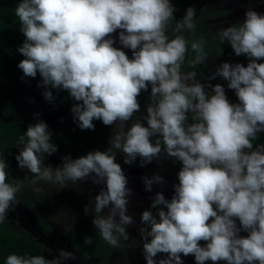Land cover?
<instances>
[{"label": "clouds", "instance_id": "clouds-1", "mask_svg": "<svg viewBox=\"0 0 264 264\" xmlns=\"http://www.w3.org/2000/svg\"><path fill=\"white\" fill-rule=\"evenodd\" d=\"M256 8L246 7L242 20L219 32L221 44L247 63L221 62L202 80L196 71L181 70L189 47L183 33L196 27L194 6L176 19L171 0H19L14 14L24 36L16 49L23 57L17 64L21 79L39 75L37 87L53 106L54 92H66L80 130H94V121L115 130L106 149L65 155L53 166L44 161L58 146L34 112L12 154L17 169L30 173L33 185H100L84 214L92 215L94 229L113 248L129 239L133 227L145 264H184L189 255L195 264H264V145L253 147L264 132V12ZM206 43L204 37L190 43L193 68L208 59ZM217 77L236 102L229 101L225 85L210 83ZM118 156L124 165L142 168L168 158L180 164L170 199L159 172L141 177L145 192L153 185L160 190L149 196L139 222L129 213L133 190ZM7 157L0 151V225L22 190V181H10ZM83 243L91 244L92 236ZM70 260L79 264L73 250L58 248L51 259L11 253L4 264Z\"/></svg>", "mask_w": 264, "mask_h": 264}, {"label": "rangeland", "instance_id": "rangeland-1", "mask_svg": "<svg viewBox=\"0 0 264 264\" xmlns=\"http://www.w3.org/2000/svg\"><path fill=\"white\" fill-rule=\"evenodd\" d=\"M248 6L257 7L256 10L264 12V0H219L206 2L205 9L213 12L212 15L205 17L204 12L199 16V21H203L211 31L220 32L223 28L229 25H235L239 20L243 19L244 9ZM197 12L199 8H196ZM220 12L222 14H214ZM115 36V33L112 34ZM118 46V45H114ZM126 54L131 56V52L124 49ZM246 59L243 55L235 56L232 50L224 56L206 60L202 65L210 72L199 79H206L221 62L227 61L234 63L237 60ZM27 85L31 89H36L39 76L35 78H25ZM210 83H220L225 85L226 95L230 102H236V97L233 90L226 88V82L221 78L210 81ZM63 92V91H62ZM66 95L67 93L64 92ZM18 98V96H16ZM138 100L141 104V111H144V105L147 103V93L142 92ZM72 101L70 98L61 99L60 105H49L31 99L26 107L22 104H17L13 112L8 115L4 121L11 122L20 118H27L33 121L32 113L40 112V118L46 121L49 129L53 134L59 132L64 125H71L77 129L72 122L71 113L69 111ZM94 130H81L85 134L82 149L73 148L71 157L76 158L83 155L85 152L93 149L104 150L108 145V138L111 131L115 130V126H105L100 121H94ZM113 127V128H112ZM80 130V129H79ZM262 136L261 144L264 145V132L259 133ZM17 149L10 151V155H14ZM13 159V158H12ZM117 162L125 170L129 179V187L133 190V195L130 197L128 205L129 213H134V219L139 222V214L142 210L148 208L150 204L149 196L154 195L155 191L160 190L156 185H153L152 192L143 190L141 177L145 174L151 175L152 172H159L165 179L163 194L167 199L172 195V184L176 182V173L180 165L173 163L172 159H162L157 165L155 161L148 164L146 167H138L134 165H124L122 159L118 156ZM45 164L57 166L61 163V158L58 156H47ZM10 178L12 182L22 181V190L17 194L18 204L8 214V221L4 223L10 226L17 232H26L34 237L43 248L42 255L47 259H51L55 255L56 249L64 248L65 250H73L76 253L79 264H86L79 253L72 248L71 236L74 232L84 228H91L92 215H85L83 205L89 202V196H94L100 189V185H93L90 181L72 185L69 184L66 188H60L59 185L51 182L37 181L35 185L30 183L32 175L26 170H20L16 167V161L13 159L10 169ZM28 179H25V177ZM39 187L40 191L33 189ZM39 219L42 220L40 223ZM3 225V224H2ZM96 231V230H95ZM97 232V231H96ZM129 239L124 241L121 238V247L113 248V258L119 264H145L142 256V242L139 240L138 233L133 227L128 228ZM98 233V232H97ZM99 235V233H98ZM240 235H247L241 232ZM203 243V242H201ZM184 264H195L192 255L182 257ZM67 264H77V261H68ZM205 264H213L211 261H206ZM216 264H225L223 261H218Z\"/></svg>", "mask_w": 264, "mask_h": 264}, {"label": "trees", "instance_id": "trees-1", "mask_svg": "<svg viewBox=\"0 0 264 264\" xmlns=\"http://www.w3.org/2000/svg\"><path fill=\"white\" fill-rule=\"evenodd\" d=\"M208 1L210 0H172L176 9L174 12V18L176 19H180L183 16L188 6L199 8L194 21L196 25L195 29L191 32L185 31L183 33L189 41V47L181 69L183 72L196 71L198 77H204L210 71L202 65H198L195 68L191 66L190 61L195 56L190 47L192 41L204 37L207 41L205 44V52L208 56L207 60L224 56L231 51L227 42L221 44L218 31H211L203 21H199L202 11L205 17L213 13L205 9L206 2ZM17 4V0H0V151L7 153L10 169L13 161L10 151L15 148L18 137L23 135L28 124L33 121L27 118H20L15 121L5 122L4 119L13 112L18 103L22 104V107H26L31 99H35L44 104H49L42 97L43 89L39 87L31 89L25 83L26 77L23 80L21 79L23 73L17 68L18 62L23 57L16 49L24 40V36L19 30L20 23L14 14ZM219 13L216 12L214 14ZM169 35L171 37L174 34L169 32ZM220 49L221 52L217 55ZM235 62L246 64L247 59ZM54 95L56 96L55 105H60L62 98L68 99L67 95L62 91L59 93L54 92ZM84 138L85 134L81 130L71 125H64L58 133L53 134V140L57 144L58 150L50 156H58L60 158L65 155L71 156L74 147L82 149ZM261 140L262 136L258 135L253 141V147L256 144H261ZM177 163L179 164V162ZM39 221L40 223L42 222L41 219ZM85 235L92 236L91 244L85 245L83 243ZM70 244L86 264H119L112 260V246L103 241L98 233L91 228H84L74 232L71 236ZM11 253L32 256L42 254L43 248L30 234L17 232L10 226L3 224L0 225V264H4L6 256Z\"/></svg>", "mask_w": 264, "mask_h": 264}, {"label": "flooded vegetation", "instance_id": "flooded-vegetation-1", "mask_svg": "<svg viewBox=\"0 0 264 264\" xmlns=\"http://www.w3.org/2000/svg\"><path fill=\"white\" fill-rule=\"evenodd\" d=\"M212 1H219V0H210V1H208L209 3L210 2H212ZM19 2V0H17V3ZM171 2H172V0H171Z\"/></svg>", "mask_w": 264, "mask_h": 264}]
</instances>
